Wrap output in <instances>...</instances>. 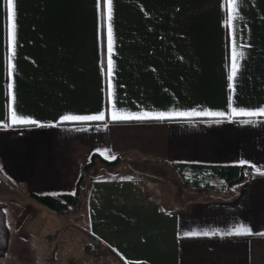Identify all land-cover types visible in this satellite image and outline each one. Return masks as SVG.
<instances>
[{
    "label": "crops",
    "instance_id": "0c3cea01",
    "mask_svg": "<svg viewBox=\"0 0 264 264\" xmlns=\"http://www.w3.org/2000/svg\"><path fill=\"white\" fill-rule=\"evenodd\" d=\"M13 7L10 77V8L0 0V125L12 108L38 124L0 126L9 243L16 237L36 247L45 256L38 264L52 263L50 253L64 254L57 259L64 264H264V117L232 115V108H264V0H241L231 23L232 0H112L111 72L106 6L98 9L97 0H14ZM233 38L244 53L234 91ZM117 109L168 118L112 121ZM200 111L224 115H179ZM101 112L104 121H62ZM93 155L112 166L96 159L86 167ZM117 157L177 175L172 165L248 167L254 175L231 186L209 179L219 188L209 180L165 187L124 175L112 164ZM78 184L66 213L33 198L73 195ZM68 217L79 228L73 233L62 224ZM234 225L252 234L186 235Z\"/></svg>",
    "mask_w": 264,
    "mask_h": 264
},
{
    "label": "snow or ice",
    "instance_id": "6c2138e0",
    "mask_svg": "<svg viewBox=\"0 0 264 264\" xmlns=\"http://www.w3.org/2000/svg\"><path fill=\"white\" fill-rule=\"evenodd\" d=\"M10 11H9V19L11 21L10 30H9V38H10V55L8 57L9 65H8V71L9 76L11 77L15 70V65L13 63L14 56L16 55L15 49L17 47L16 42V13L13 7L14 0H7ZM241 2V0H232V8L233 12L228 17L229 23L232 21L240 18L238 16V13L236 12L237 5ZM98 9L101 8V6H106V11H101V16L106 19L107 21V41H108V55H107V65H108V72L112 71V65H113V59H112V53H113V38H112V0H97ZM234 37V34H233ZM250 45H245V47H248ZM238 45L235 42V38H233V48L231 53V64H230V74L228 76L229 80V88L234 91V84L237 77V74L239 72L240 63L239 61L244 57V53L242 51L238 50ZM8 91L9 96L11 97V100H15V96L13 93V84L9 83L8 85ZM10 108H12V105L10 104ZM180 116H189V115H197V116H222L224 113H217V112H207V111H200V112H194V113H179ZM232 115L235 116H245V117H264V108H259L256 110H244L240 109L237 110L236 108H232ZM168 118L165 113H158V114H151L148 112H142L140 114H125L121 110L117 109L111 113V120L112 121H132V120H146V119H157V120H163ZM106 119L105 113L101 112L99 114L94 115H86V116H77V115H66L62 118V121H104ZM247 122V121H246ZM38 122L25 118L21 115H19L18 111H16L14 108L11 110L10 115V121L7 122L5 125L0 126H26V125H37ZM114 158V157H113ZM264 174V173H261ZM128 179H131L130 177ZM252 234L250 228L246 225H239V226H233L232 228L225 230L222 234L219 232H208L204 231L202 233H187L186 235L195 236V235H203V236H209V235H222V236H240V235H250Z\"/></svg>",
    "mask_w": 264,
    "mask_h": 264
},
{
    "label": "trees",
    "instance_id": "16d2710c",
    "mask_svg": "<svg viewBox=\"0 0 264 264\" xmlns=\"http://www.w3.org/2000/svg\"><path fill=\"white\" fill-rule=\"evenodd\" d=\"M99 160L105 165H111V162L102 159L98 155H93L89 167L94 160ZM114 162V161H113ZM113 164V163H112ZM172 169L176 171L182 178L185 185L193 188H200L208 183L211 178L221 180L227 185L238 184L245 179L253 176L251 169L248 167L235 166H201V165H172ZM79 184L73 195L58 196H34L33 198L41 205L57 213H66L77 201ZM10 229L6 220V212L4 204L0 203V258L3 257L8 249Z\"/></svg>",
    "mask_w": 264,
    "mask_h": 264
},
{
    "label": "rangeland",
    "instance_id": "374dc122",
    "mask_svg": "<svg viewBox=\"0 0 264 264\" xmlns=\"http://www.w3.org/2000/svg\"><path fill=\"white\" fill-rule=\"evenodd\" d=\"M112 161H114L113 166H118L116 167V169L118 168V170H123V174L127 175V174H135L138 173L140 179H142V182H146V183H156V184H162V186H176V184H179L181 186V184H183L182 178L173 173L170 169V166H166L163 164H150V165H145L144 163H141L138 160H130L125 158H120L117 157L115 159H113ZM101 166H106L105 164L99 162ZM134 163V164H133ZM137 163L139 165H137ZM112 166V165H111ZM125 171V172H124ZM117 173V172H116ZM88 179V175H84L83 181H86ZM213 183L217 186V188H219V183H217L216 181H210L209 180V184ZM173 187V188H174ZM179 194H183L182 190L179 188ZM150 191L149 189H147L146 192ZM154 193H156V195H160L162 192L161 191H154ZM152 192V194H154ZM73 209H69L68 211H71ZM67 211V212H68ZM64 222H62V224L66 225L67 229L69 231H75L79 228H76V224L74 222V219L72 218H65V220H63ZM55 222H50L46 225V227H49L53 224L54 225ZM19 225V224H18ZM50 225V226H49ZM19 227V226H18ZM19 229V228H18ZM17 229V230H18ZM52 230V229H50ZM12 237V236H11ZM64 256V254H60L58 256V254L55 253H50L46 255V259L49 262H52L50 264H64L61 262H58L57 259ZM21 257L25 258H29L30 260H33L34 263L33 264H38L39 262H36L37 259H41L43 257H45L42 254L38 253V250L36 249V247L32 248L28 246V243L25 240L19 241L18 238L12 237V239L10 240L9 243V248L7 249L5 255L3 257L0 258V264H16V258L20 259ZM14 260V261H13ZM26 261V260H25Z\"/></svg>",
    "mask_w": 264,
    "mask_h": 264
}]
</instances>
